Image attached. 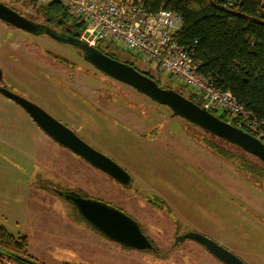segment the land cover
I'll return each instance as SVG.
<instances>
[{
  "label": "rangeland",
  "instance_id": "374dc122",
  "mask_svg": "<svg viewBox=\"0 0 264 264\" xmlns=\"http://www.w3.org/2000/svg\"><path fill=\"white\" fill-rule=\"evenodd\" d=\"M0 2L46 24L45 3ZM58 19L49 26L59 31ZM67 26L66 20L62 27ZM111 47L118 60L132 61L159 86L184 95L192 91L179 80L170 85L165 73L149 68L135 53ZM0 86L44 108L130 177L128 184L118 182L61 146L0 93V224L26 237L30 259L39 264H225L196 240L177 241L194 232L246 264H264V182L232 163L236 154L252 161L256 156L101 73L78 48L2 20ZM194 100L201 103L198 95ZM205 139L229 151L231 160ZM60 191L125 214L151 246L138 249L106 238L80 219ZM9 260L2 262L26 264Z\"/></svg>",
  "mask_w": 264,
  "mask_h": 264
},
{
  "label": "trees",
  "instance_id": "16d2710c",
  "mask_svg": "<svg viewBox=\"0 0 264 264\" xmlns=\"http://www.w3.org/2000/svg\"><path fill=\"white\" fill-rule=\"evenodd\" d=\"M140 2L150 13L168 9L179 14L181 27L174 32L173 39L179 45L193 51L194 58L199 61L200 74L206 76L220 90L231 92L236 101L247 110L249 118L264 126V0H140ZM42 10L47 25L60 17L56 21L58 28L76 38L85 26L84 21L69 13L58 2L45 3ZM66 20L70 27H62ZM101 43L98 42L94 47L108 57L118 60L115 51L110 49L113 47L106 43V49H103ZM121 62L131 65L155 80L149 72L139 69L132 61ZM167 80L171 85L169 75ZM155 81L160 85L157 80ZM179 86L185 88V85ZM175 91L184 95L178 90ZM184 96L201 106L195 102L196 94L193 91ZM209 111L216 115V110ZM216 116L257 137L228 113L223 112ZM259 139L264 143L263 138ZM203 142L231 160L228 156L229 151L221 150L222 148L207 139ZM255 158L256 161H252L241 154H236L232 163L264 182V163ZM26 245L24 235L15 236L0 226V247L9 248L10 252L28 257Z\"/></svg>",
  "mask_w": 264,
  "mask_h": 264
},
{
  "label": "water",
  "instance_id": "95a60500",
  "mask_svg": "<svg viewBox=\"0 0 264 264\" xmlns=\"http://www.w3.org/2000/svg\"><path fill=\"white\" fill-rule=\"evenodd\" d=\"M0 20L28 33H46L55 40L78 48L82 51L84 59L101 73L134 88L159 104L168 106L173 115H179L214 135L239 146L264 163V143L259 138L220 119L174 89L162 88L155 80L142 74L131 65L108 57L79 38L58 33L48 25L34 23L1 2ZM0 93L17 103L37 126L55 142L82 157L116 181L123 184L130 182L128 173L122 167L86 143L72 129L53 117L44 108L20 94L8 90L4 86H0ZM58 194L72 203L76 207L79 216L106 238L121 245L138 249L151 246L149 239L120 211L106 204L78 197L69 191H60ZM187 238L196 240L204 245L225 264H246L235 254L202 234L186 233L178 236L177 241ZM8 254L26 264H39L30 258L13 252Z\"/></svg>",
  "mask_w": 264,
  "mask_h": 264
},
{
  "label": "built area",
  "instance_id": "2783aa9c",
  "mask_svg": "<svg viewBox=\"0 0 264 264\" xmlns=\"http://www.w3.org/2000/svg\"><path fill=\"white\" fill-rule=\"evenodd\" d=\"M58 2L69 13L85 22L79 35L91 46L106 42L135 53L149 68L169 75L189 86L200 97L206 110L222 109L239 124L264 139V126L249 118L247 110L229 91H222L199 73L193 51L179 45L173 34L181 27L174 11L147 12L140 0H34Z\"/></svg>",
  "mask_w": 264,
  "mask_h": 264
},
{
  "label": "flooded vegetation",
  "instance_id": "af4514ba",
  "mask_svg": "<svg viewBox=\"0 0 264 264\" xmlns=\"http://www.w3.org/2000/svg\"><path fill=\"white\" fill-rule=\"evenodd\" d=\"M34 23H38V22H34ZM38 24H40V25H46L47 26V24H45V23H38ZM49 26V25H48ZM41 27V26H40ZM50 27V26H49ZM54 29V28H53ZM56 31L58 32V33H62V34H66L65 32H64V30H60L59 29V31L56 29ZM32 35H38V34H36V33H31ZM67 35H71V34H67ZM82 52V51H81ZM83 59H84V57H83ZM62 60V59H61ZM85 60V59H84ZM86 61V60H85ZM87 62V61H86ZM88 63V62H87ZM89 65H91L90 63H88ZM92 66V65H91ZM94 68V67H93ZM87 225H89L87 222H85ZM0 226H2V227H4L5 229H6V227L4 226V225H2V224H0ZM90 226V225H89ZM91 227V226H90ZM93 228V227H92ZM7 230V229H6ZM96 230V229H95ZM7 232H9L8 230H7ZM10 233V232H9ZM10 253V249L9 248H2V247H0V264H3V262L2 261H6V262H9L10 260V258H13V259H15V260H18V259H16V258H14V257H12V256H10L8 253ZM30 258V257H29ZM32 259V258H31Z\"/></svg>",
  "mask_w": 264,
  "mask_h": 264
}]
</instances>
